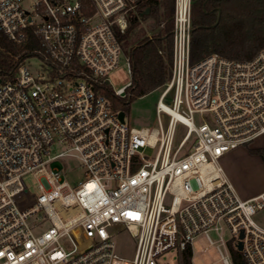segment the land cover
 Wrapping results in <instances>:
<instances>
[{
	"label": "built area",
	"instance_id": "built-area-1",
	"mask_svg": "<svg viewBox=\"0 0 264 264\" xmlns=\"http://www.w3.org/2000/svg\"><path fill=\"white\" fill-rule=\"evenodd\" d=\"M142 1L0 0V32L21 43L31 30L41 42L14 79L0 82V264H159L172 249L193 252L199 235L224 264H235L232 249L245 264H264V226L255 219L264 191L242 199L219 162L264 135V47L247 60L212 53L191 62L193 0H175L171 76L157 102L168 120L130 126L94 84L120 64L118 34ZM126 61L131 74L129 54ZM178 122L185 132L175 145ZM56 142L66 149L52 155ZM146 147L157 148L154 157ZM66 156L83 168L77 185L50 166ZM29 173L39 194L24 184ZM114 224L136 239L132 256L117 252Z\"/></svg>",
	"mask_w": 264,
	"mask_h": 264
},
{
	"label": "trees",
	"instance_id": "trees-1",
	"mask_svg": "<svg viewBox=\"0 0 264 264\" xmlns=\"http://www.w3.org/2000/svg\"><path fill=\"white\" fill-rule=\"evenodd\" d=\"M175 0H144L137 7V15L130 16V24L118 37L123 47H130L132 80L125 95L115 93L108 82H96L94 90L104 95L114 111H128L134 98L144 96L167 84L173 61V27ZM149 8V13H145ZM220 17V18H219ZM152 19V29L161 30L153 36L142 37L140 26L144 19ZM219 18V21H218ZM218 21V22H217ZM41 47L40 39L29 30L26 42H15L0 32V78L12 80L20 61ZM264 47V0H193L191 62L218 53L224 57L251 59ZM264 160V149H252ZM235 264H242L239 251L232 249ZM189 247L181 253V264H193Z\"/></svg>",
	"mask_w": 264,
	"mask_h": 264
},
{
	"label": "rangeland",
	"instance_id": "rangeland-1",
	"mask_svg": "<svg viewBox=\"0 0 264 264\" xmlns=\"http://www.w3.org/2000/svg\"><path fill=\"white\" fill-rule=\"evenodd\" d=\"M152 22L153 20L150 18L141 21L140 26L144 31L142 37L153 36L163 27L162 24L160 27L152 29L150 27V23ZM123 48L124 55L122 56L120 64L106 74L108 82L115 91L127 85L132 80V75L128 71V64L126 61V55L129 53L128 50L130 47ZM27 62L33 67L39 68L40 59L37 56L28 57ZM165 87L166 85L161 86L144 96L134 98L125 114L126 123L138 128H159L161 122H167V114H157V102ZM165 101L168 102V100ZM204 116L208 118L207 113L204 114ZM200 117L201 115L198 113L195 115L197 123H199ZM184 132V125L178 122L174 139L175 145L179 143ZM192 144L193 138L187 142L182 151L190 150ZM256 148L264 149V135L258 137L249 145L240 146L227 152L219 159L220 164L225 169L239 195L243 199L255 196L264 191V160L260 154L252 151V149ZM65 149L66 146L63 143L56 142L51 147V153L52 155H56ZM141 150L145 155L152 158L155 156L157 148L146 147ZM50 166L67 171V177H63L72 185H77L79 181L85 179L83 168L80 166V161L77 158L71 156L60 157L52 161ZM23 181L31 193H40L38 179L32 173L26 174L23 177ZM255 219L264 226V212L256 215ZM49 226L50 222H45L42 230ZM110 230L115 232L114 240L117 252L121 255L132 256L136 248V239L131 237L127 231H119V226L116 224L112 225ZM221 233L224 241L228 242L231 238V232L226 225H222ZM211 235L215 240H220L219 233L212 232ZM65 246L67 249L71 248L68 243L65 244ZM192 260L193 264H224L222 253L215 244H210L209 239L205 235H199L194 239ZM157 262L159 264H181V252L172 249L159 256Z\"/></svg>",
	"mask_w": 264,
	"mask_h": 264
},
{
	"label": "bare ground",
	"instance_id": "bare-ground-1",
	"mask_svg": "<svg viewBox=\"0 0 264 264\" xmlns=\"http://www.w3.org/2000/svg\"><path fill=\"white\" fill-rule=\"evenodd\" d=\"M165 107L171 113V115H173L174 118L181 119V120H184V121L188 122L187 117H185L181 113L177 112L176 110H174L173 108L169 107L168 105H166Z\"/></svg>",
	"mask_w": 264,
	"mask_h": 264
},
{
	"label": "water",
	"instance_id": "water-1",
	"mask_svg": "<svg viewBox=\"0 0 264 264\" xmlns=\"http://www.w3.org/2000/svg\"><path fill=\"white\" fill-rule=\"evenodd\" d=\"M149 10H150V9L147 8L146 11H145V13H146V14L149 13ZM219 18H220V17H219ZM219 18H218V21H219ZM218 21H217V22H218ZM1 80H2V79L0 78V82H1ZM119 119H120L122 122H125V112H124V111H120V112H119ZM238 247H239V249H241V248H242V244L240 243ZM242 264H245V262H242Z\"/></svg>",
	"mask_w": 264,
	"mask_h": 264
},
{
	"label": "crops",
	"instance_id": "crops-1",
	"mask_svg": "<svg viewBox=\"0 0 264 264\" xmlns=\"http://www.w3.org/2000/svg\"><path fill=\"white\" fill-rule=\"evenodd\" d=\"M226 172V171H225ZM227 174V173H226ZM227 176H228V174H227ZM228 178H229V180L231 181V179H230V177L228 176ZM231 183L233 184V182L231 181ZM233 186H234V188H235V190H236V192H237V194L239 195V193H238V191H237V189H236V187H235V185L233 184ZM261 193V192H260ZM258 195V194H257ZM240 196V195H239ZM256 196V195H255ZM241 197V196H240ZM251 197H254V196H251ZM251 197H248V198H251ZM248 198H246V199H248ZM243 199V198H242Z\"/></svg>",
	"mask_w": 264,
	"mask_h": 264
}]
</instances>
